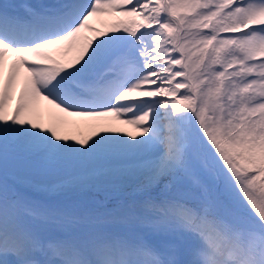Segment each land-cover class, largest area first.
<instances>
[{
    "label": "snow or ice",
    "instance_id": "obj_1",
    "mask_svg": "<svg viewBox=\"0 0 264 264\" xmlns=\"http://www.w3.org/2000/svg\"><path fill=\"white\" fill-rule=\"evenodd\" d=\"M0 264H264V0L0 2Z\"/></svg>",
    "mask_w": 264,
    "mask_h": 264
},
{
    "label": "bare ground",
    "instance_id": "obj_2",
    "mask_svg": "<svg viewBox=\"0 0 264 264\" xmlns=\"http://www.w3.org/2000/svg\"><path fill=\"white\" fill-rule=\"evenodd\" d=\"M3 2H8V3H16V4H22V3H30L29 0H1ZM41 2H48L46 0H41L39 1L38 3H41ZM12 57H10L8 63L9 65L11 64V61H12ZM16 95H19V89H17V92H16ZM15 103V101L13 102ZM44 103L45 107L46 108H50V106H47L46 105V102H42ZM43 119H44V122L47 123L48 120H49V115H48V112L46 111L44 114H43ZM120 127L122 128H125L126 130H131L128 126H125V125H119ZM81 131H84L85 133L87 132V129H81Z\"/></svg>",
    "mask_w": 264,
    "mask_h": 264
},
{
    "label": "rangeland",
    "instance_id": "obj_3",
    "mask_svg": "<svg viewBox=\"0 0 264 264\" xmlns=\"http://www.w3.org/2000/svg\"><path fill=\"white\" fill-rule=\"evenodd\" d=\"M36 1H38V0H36ZM24 187H26V185H24ZM97 198H98V199H102V194H99V195L97 196Z\"/></svg>",
    "mask_w": 264,
    "mask_h": 264
}]
</instances>
